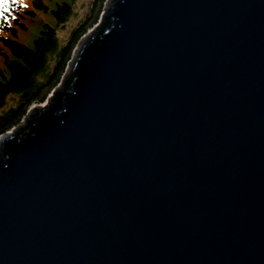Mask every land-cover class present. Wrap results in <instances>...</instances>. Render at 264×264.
<instances>
[{
  "label": "water",
  "instance_id": "1",
  "mask_svg": "<svg viewBox=\"0 0 264 264\" xmlns=\"http://www.w3.org/2000/svg\"><path fill=\"white\" fill-rule=\"evenodd\" d=\"M53 91L0 136V264H264V0H105Z\"/></svg>",
  "mask_w": 264,
  "mask_h": 264
},
{
  "label": "trees",
  "instance_id": "2",
  "mask_svg": "<svg viewBox=\"0 0 264 264\" xmlns=\"http://www.w3.org/2000/svg\"><path fill=\"white\" fill-rule=\"evenodd\" d=\"M74 1L0 3V136L60 83L75 46L97 22L105 0H93L89 17L61 39L58 28L73 14Z\"/></svg>",
  "mask_w": 264,
  "mask_h": 264
},
{
  "label": "rangeland",
  "instance_id": "3",
  "mask_svg": "<svg viewBox=\"0 0 264 264\" xmlns=\"http://www.w3.org/2000/svg\"><path fill=\"white\" fill-rule=\"evenodd\" d=\"M10 1H14V2H18L19 4H23V3H27V0H0V3L1 4H4L6 5L8 2ZM92 1L93 0H75L74 3H73V14L69 17V19L65 22L64 26L62 28H58V35L61 39H64L68 32L70 31V29L72 27H74L78 22H80L81 20L83 19H87V17H89V14H91V4H92ZM105 3V1H104ZM103 7H104V4H103ZM103 7H102V10H103ZM102 10L100 12V15H99V18L97 20L96 23H94V25H92L88 30L92 29L93 27L99 25V21H100V17H101V14H102ZM60 27V26H59ZM87 30V31H88ZM77 46V45H76ZM76 46L72 52V55L76 49ZM72 57V56H71ZM71 59V58H70ZM70 61V60H69ZM69 63V62H68ZM68 65V64H67ZM67 67V66H66ZM65 72V71H64ZM64 74V73H63ZM63 76V75H62ZM62 78V77H61ZM58 86V85H57ZM57 86L54 88V90H56ZM55 91H51L48 96H47V99L52 97L53 96V93ZM38 104V103H37ZM37 104H33L31 107L37 105ZM30 107V108H31ZM23 119H26V115ZM20 125V123L18 124ZM17 125V126H18ZM15 126V127H17ZM14 127V128H15ZM13 128V129H14Z\"/></svg>",
  "mask_w": 264,
  "mask_h": 264
}]
</instances>
